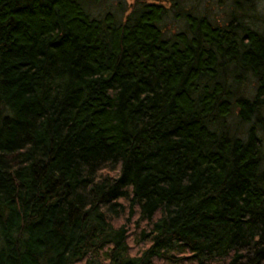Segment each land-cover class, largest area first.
I'll return each mask as SVG.
<instances>
[{"label":"trees","instance_id":"trees-1","mask_svg":"<svg viewBox=\"0 0 264 264\" xmlns=\"http://www.w3.org/2000/svg\"><path fill=\"white\" fill-rule=\"evenodd\" d=\"M201 3L0 0V264H264V17Z\"/></svg>","mask_w":264,"mask_h":264},{"label":"rangeland","instance_id":"rangeland-1","mask_svg":"<svg viewBox=\"0 0 264 264\" xmlns=\"http://www.w3.org/2000/svg\"><path fill=\"white\" fill-rule=\"evenodd\" d=\"M109 1H117V0H109ZM129 2H133V0H128ZM152 1V0H148ZM232 0H202L201 6H206L209 8L210 12L215 15V18L222 20L225 17V14L231 8ZM253 3L257 5L258 10L262 17H264V0H253ZM170 21H168V25ZM262 24V23H260ZM171 26V25H170ZM175 26L173 25L172 28ZM259 135L262 137L263 144H264V125L263 128L259 130Z\"/></svg>","mask_w":264,"mask_h":264}]
</instances>
